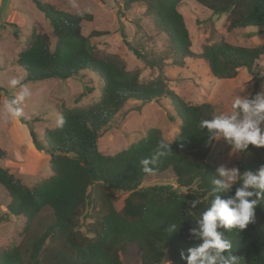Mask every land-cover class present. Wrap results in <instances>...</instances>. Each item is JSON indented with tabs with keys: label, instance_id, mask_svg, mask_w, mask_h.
I'll use <instances>...</instances> for the list:
<instances>
[{
	"label": "trees",
	"instance_id": "obj_1",
	"mask_svg": "<svg viewBox=\"0 0 264 264\" xmlns=\"http://www.w3.org/2000/svg\"><path fill=\"white\" fill-rule=\"evenodd\" d=\"M193 1L214 14H225L227 32L264 28V0ZM114 2L121 6L119 15L133 3H144L157 33L165 37L166 45L160 52L140 51L125 41L145 65L157 68V74L145 81L140 69H128L118 54L100 51L91 43L92 37L107 31L82 34L81 22L91 21V14H73L32 0L49 21L55 41L52 45L46 35L31 29L27 45L14 59L24 71L25 82L67 80L90 71L99 78L100 94L88 104L57 105L63 126L47 129L41 140L35 138L37 150L49 156V177L29 185L0 165V187L10 199L2 219L14 216L24 221L20 240L0 251V264H124L131 247L139 251V264H161L165 257L172 264H186L180 253L201 243L191 229L197 227L195 220L210 206L216 167L206 162L214 140L209 142L200 121L214 117L215 109L209 102H184L168 87L163 68L183 67L186 57H196L206 62L212 77L231 79L242 68L252 70L264 56V42L246 47L219 39L193 53L179 11L185 0ZM9 25L15 27L17 39V26ZM136 26L138 33L142 27ZM161 99L170 100L168 116L179 123L172 141L150 127L114 154L99 151V135L115 122V114L129 101ZM161 141L171 142L172 151L160 157L154 172L147 174L140 162L153 156ZM237 156L236 167L241 172L264 165V147L250 145L247 152L235 153L234 159ZM5 157L0 148V160ZM168 168L174 173L175 187L141 186L146 176L162 174ZM235 187L230 194L234 195ZM185 188L189 191L183 194ZM118 192L125 195L117 199ZM219 195L224 198L223 193ZM193 199L201 201L195 208L189 204ZM86 208H90L88 213ZM83 216L89 219L87 223L81 222ZM179 223L178 230L171 232L170 226ZM225 235L232 241L231 251L239 257V264H264V207L257 205L254 221L245 229H232Z\"/></svg>",
	"mask_w": 264,
	"mask_h": 264
},
{
	"label": "rangeland",
	"instance_id": "obj_2",
	"mask_svg": "<svg viewBox=\"0 0 264 264\" xmlns=\"http://www.w3.org/2000/svg\"><path fill=\"white\" fill-rule=\"evenodd\" d=\"M42 1L73 14H91V21L81 22V32L84 35L92 31L108 32L106 35L90 39L98 50L118 54L125 60L128 69H140L142 81L157 74V68L145 65L125 43L130 42L140 51L152 49L154 52L162 51L166 45L164 35L157 33L144 3H133L128 10L122 11V15H119L121 6L114 0ZM179 11L185 19L191 41L190 50L193 53L200 52L203 45L219 39L246 47L264 42V28L246 27L227 32L224 27L225 14H214L193 0H185ZM9 23L17 26L19 31L17 39L13 35L15 27ZM136 24L142 27L138 33ZM32 28L46 35L51 44H54L55 37L50 23L32 0H0V148L6 153V157L0 160V165L8 168L11 173L29 185L51 175L49 156L37 150L30 132L33 131L35 138L41 140L44 132L55 127L60 119L56 111L57 105L88 104L96 100L100 94L99 78L90 71L67 80L46 79L27 83L32 95L20 105L23 116L19 120L7 117L3 111V103L5 99L18 92V88H11L8 81L13 77L25 75L14 59L27 45ZM163 72L168 87L184 102L193 105L209 102L213 105L216 115L230 112L236 95L252 96L264 91V56L259 57L251 71L242 68L231 79L212 77L206 62L196 57H186L183 67L165 66ZM170 111L168 99L147 103L129 101L115 114V122L99 135L97 140L99 151L114 154L136 141L150 127L159 129L165 140L172 141L179 123L170 120L168 116ZM234 156L223 139L214 140L206 162L215 167L221 164L228 167L236 166L239 157L234 159ZM159 184H170L175 187V177L171 168L162 174L146 176L141 186ZM124 195L125 193L118 192L117 199ZM9 201L8 195L0 187V251L20 240L24 222L22 218L14 216L2 219ZM89 211L90 208H86L85 213ZM88 221L85 216L81 218L82 223ZM124 264H139L138 249L131 247L127 250ZM161 264L172 262L165 257Z\"/></svg>",
	"mask_w": 264,
	"mask_h": 264
},
{
	"label": "clouds",
	"instance_id": "obj_3",
	"mask_svg": "<svg viewBox=\"0 0 264 264\" xmlns=\"http://www.w3.org/2000/svg\"><path fill=\"white\" fill-rule=\"evenodd\" d=\"M8 84L13 89L18 88V92L5 99L3 111L7 117L19 120L23 116L20 105L32 95L31 89L25 82V77H13ZM243 89L244 87L241 91ZM63 123L61 117L57 126L62 127ZM262 125L264 91L252 96L238 94L232 101L230 112H221L211 119L200 121V128L207 130L209 142L223 139L233 154L247 152L250 145L264 147ZM170 143L161 141L153 156L141 160L145 173L152 174L160 157L172 151ZM215 173L216 176L212 180L214 187L210 192V206L195 220L197 227L191 229V232L200 238L201 243L180 253L186 264H239V257L232 253V241L226 237L225 232L245 229L254 221L257 205L264 207V165L255 171L241 172L236 166L221 164L216 167ZM234 186L236 187L233 195L230 193ZM188 191L185 189L183 194ZM219 193H223L224 198ZM199 203V199L189 201L192 208ZM179 226L180 223L178 226L172 224L171 232H176Z\"/></svg>",
	"mask_w": 264,
	"mask_h": 264
},
{
	"label": "water",
	"instance_id": "obj_4",
	"mask_svg": "<svg viewBox=\"0 0 264 264\" xmlns=\"http://www.w3.org/2000/svg\"><path fill=\"white\" fill-rule=\"evenodd\" d=\"M30 133H31V135H32V138L35 140L34 132L31 131Z\"/></svg>",
	"mask_w": 264,
	"mask_h": 264
}]
</instances>
